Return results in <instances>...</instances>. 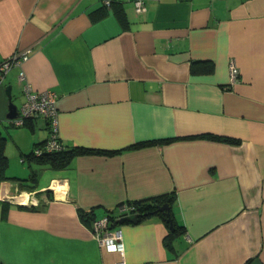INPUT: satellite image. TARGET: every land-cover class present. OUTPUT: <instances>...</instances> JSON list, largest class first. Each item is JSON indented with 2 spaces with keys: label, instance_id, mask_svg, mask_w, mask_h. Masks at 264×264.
I'll use <instances>...</instances> for the list:
<instances>
[{
  "label": "crops",
  "instance_id": "crops-1",
  "mask_svg": "<svg viewBox=\"0 0 264 264\" xmlns=\"http://www.w3.org/2000/svg\"><path fill=\"white\" fill-rule=\"evenodd\" d=\"M134 1L0 0V63L27 55L0 84V136L34 173L0 181V263L264 264V0ZM20 71L57 93L67 148L101 151L63 169L26 159L50 132L7 117ZM156 196L182 231L115 222L123 255L79 214Z\"/></svg>",
  "mask_w": 264,
  "mask_h": 264
},
{
  "label": "built area",
  "instance_id": "built-area-1",
  "mask_svg": "<svg viewBox=\"0 0 264 264\" xmlns=\"http://www.w3.org/2000/svg\"><path fill=\"white\" fill-rule=\"evenodd\" d=\"M108 3V2H107ZM134 8L136 12H143L146 9L143 0H135ZM27 55L22 52H14L9 57L0 63V84L3 82L6 73L13 66H20L25 61ZM229 72L230 81H235L238 78V69L234 64H231ZM18 82L24 96V100L20 105L18 114L15 118L10 119L15 126H23L27 121L43 118L48 122L49 136L39 145L34 147V152L39 155L43 150L58 151L62 150L65 145L58 139V109H57V93L51 89L42 91L35 90L32 85L26 80L22 71L18 74ZM116 209L123 215L137 213L134 205L123 204L117 206ZM123 215H118L120 218ZM94 237L101 245L114 247L120 255L124 253L122 230L118 226L111 227L109 217L106 213L95 218L91 223ZM4 264V263H0ZM116 264H126L120 260ZM143 264H157L156 262H145Z\"/></svg>",
  "mask_w": 264,
  "mask_h": 264
},
{
  "label": "trees",
  "instance_id": "trees-1",
  "mask_svg": "<svg viewBox=\"0 0 264 264\" xmlns=\"http://www.w3.org/2000/svg\"><path fill=\"white\" fill-rule=\"evenodd\" d=\"M109 2L110 0H108V3ZM212 67L213 66H210V69H212ZM208 137L213 138V139H222V140H226L230 142H237V140L226 138V137H220L216 135H208ZM58 139H60L59 136H58ZM100 151L101 150H94L92 148L81 147V146H74L71 148H67L65 145V147L62 150L50 151V152L43 150L39 155H36L34 152V149H32L30 152L25 154V158L29 160H34L37 163L46 165L52 169H63L68 166V164L70 163V160L76 155L89 153V152H100ZM7 164H8V159L5 153V138L0 136V181L17 178V177H13V178L8 177V175L6 174ZM27 179L33 180L34 173L32 172L27 178H17V180H20V181H24ZM171 201H172L171 196H156V197H152V198L141 200V201H125V202L119 203L118 206L123 205V204L134 205L135 210L139 214V221L149 215L158 214L162 217L165 224L169 226V223L166 220L165 214L158 210V206L164 202H167L168 204H170ZM116 207L105 210V213L109 217L111 227L116 226L115 222L118 219L117 218L118 215H123L119 213L120 211H118ZM79 214L82 219L86 221H90V223H92V221L98 217V215L94 212V210H91V209L90 210L88 209L80 210ZM170 216L172 217L174 229L172 231L171 230L169 231V235H174L176 233L181 232L182 227L179 226L175 222L172 211H170ZM166 243H167V240H166Z\"/></svg>",
  "mask_w": 264,
  "mask_h": 264
},
{
  "label": "water",
  "instance_id": "water-1",
  "mask_svg": "<svg viewBox=\"0 0 264 264\" xmlns=\"http://www.w3.org/2000/svg\"><path fill=\"white\" fill-rule=\"evenodd\" d=\"M11 85L6 86V94L8 95L9 103H8V113L7 117L9 119H13L18 114V108L16 104L11 99ZM158 210L163 212L166 216V220L169 223V229L172 231L174 229L172 218L170 216V206L167 202L162 203L158 206ZM139 221V214L138 213H131L128 215H123L116 220V223L123 224L124 222L130 223H137Z\"/></svg>",
  "mask_w": 264,
  "mask_h": 264
},
{
  "label": "rangeland",
  "instance_id": "rangeland-1",
  "mask_svg": "<svg viewBox=\"0 0 264 264\" xmlns=\"http://www.w3.org/2000/svg\"><path fill=\"white\" fill-rule=\"evenodd\" d=\"M15 100V103L18 105L19 103H20V101H18L17 99H14ZM14 153V152H13ZM7 155V157H8V160H9V166H8V169L6 170V174L8 175V174H15L14 176H16L17 178H20L21 177V175H18V174H20V172L22 171L21 170V168L22 167H27V163L26 162H21L20 161V156L19 155H16V159H17V161L14 159L15 157V155L13 156V154L12 155H9V154H6ZM13 164H12V163ZM14 165V166H13ZM11 168H15L14 170L16 171H12V169ZM11 172H15V173H11Z\"/></svg>",
  "mask_w": 264,
  "mask_h": 264
},
{
  "label": "bare ground",
  "instance_id": "bare-ground-1",
  "mask_svg": "<svg viewBox=\"0 0 264 264\" xmlns=\"http://www.w3.org/2000/svg\"><path fill=\"white\" fill-rule=\"evenodd\" d=\"M25 197H26V196L24 195V197L21 199V201H26V200H25V199H26Z\"/></svg>",
  "mask_w": 264,
  "mask_h": 264
}]
</instances>
